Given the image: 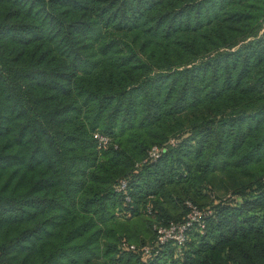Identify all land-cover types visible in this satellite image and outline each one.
<instances>
[{"label": "trees", "instance_id": "1", "mask_svg": "<svg viewBox=\"0 0 264 264\" xmlns=\"http://www.w3.org/2000/svg\"><path fill=\"white\" fill-rule=\"evenodd\" d=\"M263 29L264 0H0V264H264ZM188 201L184 246L125 247Z\"/></svg>", "mask_w": 264, "mask_h": 264}, {"label": "built area", "instance_id": "2", "mask_svg": "<svg viewBox=\"0 0 264 264\" xmlns=\"http://www.w3.org/2000/svg\"><path fill=\"white\" fill-rule=\"evenodd\" d=\"M264 31V29H263ZM95 139L97 140L98 147L100 150L107 149L111 143V139L103 134L95 133ZM162 149L155 146L149 152L150 160H157L161 155ZM118 191L126 192L127 191V182L122 180L120 182ZM129 199V198H128ZM188 215L181 223H172L168 226H158L156 230V240L153 246H145L138 248L135 245H125L128 250L134 252H141L144 256H150L152 253L153 247L164 246L166 244H174L178 247L184 246L189 240V233L194 228H197L200 231H204L206 228V218L211 214L210 210H202L197 205L192 202H187Z\"/></svg>", "mask_w": 264, "mask_h": 264}]
</instances>
